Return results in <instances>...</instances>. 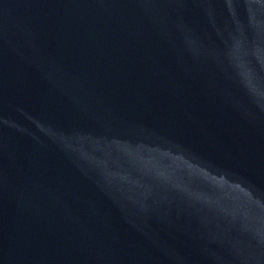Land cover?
Here are the masks:
<instances>
[{
	"label": "water",
	"instance_id": "obj_1",
	"mask_svg": "<svg viewBox=\"0 0 264 264\" xmlns=\"http://www.w3.org/2000/svg\"><path fill=\"white\" fill-rule=\"evenodd\" d=\"M264 62V0H0V264H63Z\"/></svg>",
	"mask_w": 264,
	"mask_h": 264
}]
</instances>
